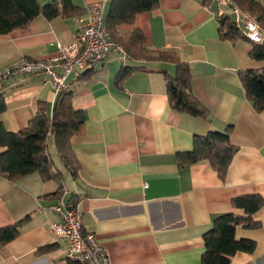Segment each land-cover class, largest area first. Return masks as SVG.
<instances>
[{
	"label": "crops",
	"instance_id": "crops-1",
	"mask_svg": "<svg viewBox=\"0 0 264 264\" xmlns=\"http://www.w3.org/2000/svg\"><path fill=\"white\" fill-rule=\"evenodd\" d=\"M97 1L73 0L78 15ZM110 1L105 0V22ZM255 1L264 6V0ZM226 15L235 22L230 7L217 0H159L158 7L116 27L119 34L140 30L147 48L188 63L191 91L209 111L207 118L171 107L165 72L174 74L176 65L170 61L130 59L128 65L138 69L117 87L121 63L111 52L89 67L85 79L69 77L74 107L86 114L82 131L71 138L77 175L52 138L49 153L60 178L33 172L12 181L0 174V227L30 215L21 234L0 248V264L67 263L68 243L50 228L59 220L52 206L61 199L78 206L83 231L98 236L112 264H202L203 235L213 219L226 212L245 214L232 198L250 193L264 198V111L247 98L240 77V70L264 68V59L250 56L253 43L246 36L234 42L221 37ZM75 17L41 14L26 27L0 33V71L22 57L49 56L58 42H72L79 28ZM0 92L7 103L0 124L9 131L25 128L39 101L51 114L58 96L41 74L1 78ZM229 126L237 151L224 178L208 161L179 166L176 155L193 147L195 134ZM253 217L260 226L239 225L236 238L251 239L256 248L237 252L231 264H264V204ZM47 244L53 246L37 253Z\"/></svg>",
	"mask_w": 264,
	"mask_h": 264
},
{
	"label": "trees",
	"instance_id": "trees-1",
	"mask_svg": "<svg viewBox=\"0 0 264 264\" xmlns=\"http://www.w3.org/2000/svg\"><path fill=\"white\" fill-rule=\"evenodd\" d=\"M235 5L253 15L264 30V6L255 0H233ZM159 6V0H111L106 19L110 37L122 44L130 55V59L160 60L175 63L174 74L165 72L166 87L171 107L207 118L209 111L193 95L191 91V72L185 63L172 52L149 49L146 37L140 30L128 34H119L117 26L131 22L138 13L150 11ZM80 8L73 0H50L42 4L39 0H0V33H7L16 28L26 27L38 15L47 18L57 16H77ZM221 37L234 42L246 38L229 16L222 18ZM249 40V39H248ZM252 42V41H251ZM253 43L250 56L255 60L264 59V43ZM134 66H121L115 76V84L121 87L125 78L133 71ZM93 69L87 68L77 75L79 80L85 79ZM240 77L247 98L257 111H264V68L240 70ZM1 79V76H0ZM75 91L69 89L58 94L51 114L44 102L39 101L35 115L29 124L19 131H9L0 124V174L16 181L30 173L39 172L44 179L60 178L61 173L55 169L49 153V139L52 138L58 155L77 175L78 161L71 145V138L79 134L86 121L83 110L75 109L73 99ZM7 108L5 95L0 92V113ZM230 128L225 131L211 130L205 135L195 134L193 147L180 151L176 158L180 167H186L201 161H208L224 178L228 166L237 151L230 140ZM236 208L244 210V215L226 212L213 219L211 228L203 235L205 251L202 264H231V258L239 251L253 252L255 241L247 238H236L239 225L245 228L259 227V221L253 217L264 204V198L258 193L238 195L232 198ZM30 215L12 224L0 227V248L21 234L22 227L29 221ZM53 245L47 244L38 248L37 253L47 252ZM66 264L76 263L67 258Z\"/></svg>",
	"mask_w": 264,
	"mask_h": 264
},
{
	"label": "built area",
	"instance_id": "built-area-1",
	"mask_svg": "<svg viewBox=\"0 0 264 264\" xmlns=\"http://www.w3.org/2000/svg\"><path fill=\"white\" fill-rule=\"evenodd\" d=\"M217 1L230 7L235 15L236 25L250 41L264 43V30L253 15L240 9L233 0ZM75 21L79 28L72 42H58L56 51L44 58H20L0 71L1 78L41 74L59 94L70 89L71 75L100 64L111 52H116L121 66H128L129 53L122 44L109 36L105 22V0L89 3L85 12L75 17ZM52 209L59 214V220L52 222L50 228L57 237L68 243L69 260L82 264H112L110 253L98 236L93 232L83 231L82 212L77 205L67 204L61 199Z\"/></svg>",
	"mask_w": 264,
	"mask_h": 264
},
{
	"label": "rangeland",
	"instance_id": "rangeland-1",
	"mask_svg": "<svg viewBox=\"0 0 264 264\" xmlns=\"http://www.w3.org/2000/svg\"><path fill=\"white\" fill-rule=\"evenodd\" d=\"M231 18H234V16L233 15H231ZM243 34H244V32L243 31H241ZM245 35V34H244ZM246 36V35H245ZM248 39V38H247ZM52 151H53V155H54V157L57 159V161H59L60 162V159L58 158V156H57V154H56V152H55V150H54V148H52L51 149ZM61 163V162H60ZM61 165V167H64L62 164H60Z\"/></svg>",
	"mask_w": 264,
	"mask_h": 264
}]
</instances>
